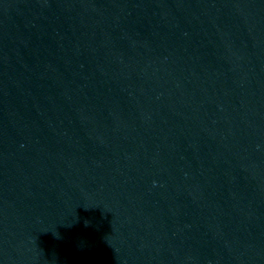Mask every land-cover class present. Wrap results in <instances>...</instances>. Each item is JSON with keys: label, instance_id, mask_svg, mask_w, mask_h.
Returning a JSON list of instances; mask_svg holds the SVG:
<instances>
[{"label": "water", "instance_id": "obj_1", "mask_svg": "<svg viewBox=\"0 0 264 264\" xmlns=\"http://www.w3.org/2000/svg\"><path fill=\"white\" fill-rule=\"evenodd\" d=\"M0 264H264V0H0Z\"/></svg>", "mask_w": 264, "mask_h": 264}]
</instances>
